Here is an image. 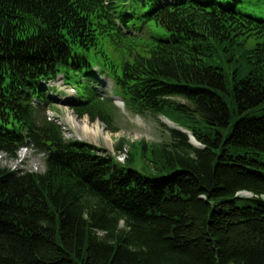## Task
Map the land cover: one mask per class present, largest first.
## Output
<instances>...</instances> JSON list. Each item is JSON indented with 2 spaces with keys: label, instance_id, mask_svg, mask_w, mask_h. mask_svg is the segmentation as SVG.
<instances>
[{
  "label": "trees",
  "instance_id": "trees-1",
  "mask_svg": "<svg viewBox=\"0 0 264 264\" xmlns=\"http://www.w3.org/2000/svg\"><path fill=\"white\" fill-rule=\"evenodd\" d=\"M137 1L131 21L115 0H0V150L46 165L0 167V264H264V17L245 0ZM102 38L127 51L119 69L91 60ZM60 74L80 116L111 118L106 74L128 109L190 133L168 127L160 175L131 151L117 163L37 120Z\"/></svg>",
  "mask_w": 264,
  "mask_h": 264
},
{
  "label": "rangeland",
  "instance_id": "rangeland-1",
  "mask_svg": "<svg viewBox=\"0 0 264 264\" xmlns=\"http://www.w3.org/2000/svg\"><path fill=\"white\" fill-rule=\"evenodd\" d=\"M115 1L119 4V11H122L126 6L136 11L135 17L130 18L131 21L141 17L142 11L149 7L137 0H127L126 2L124 0ZM240 6H243L247 11L252 12L256 16L264 17V0H245ZM138 22L140 23V20ZM98 50V53L91 54V60L98 62L96 59L100 58L101 63L106 62L110 67L113 64V68L119 69L122 61L127 58V51L115 45L108 38H102ZM102 52L108 57V62L101 55ZM99 80V83L103 84L97 86L98 92L102 97L108 99L104 103L111 117L107 122L100 118L91 120L89 115L80 116L74 111L70 101L77 97L78 91L75 86L72 87L76 89V92L71 91L70 88H62L63 91L65 90L62 93L56 90H47L50 102L44 104L43 102H39L38 105L34 104L38 111L36 115L37 120L41 121L44 117L47 119L51 117L53 120H57L53 122L61 123L64 137L67 140L79 139L93 143L106 154L113 155L114 152L118 151L119 146L125 143L124 150L118 156L120 160L125 157V153L129 151L131 145L133 161L127 165L148 175H160L158 167L161 166V160L159 154L155 153V151L159 152L162 144L170 141L168 127L178 129L182 127L164 115L152 112L137 114L131 111L125 106L121 91L114 86L112 79L108 75H100ZM61 86L58 85L60 88ZM179 99L182 100L181 98ZM71 116H74L79 123L86 120L91 126H98L100 128L99 133L96 136L92 134L84 136L83 131L80 130V126L75 125L70 119ZM162 123H165V125H162ZM187 133L189 134L190 132ZM190 142L194 146H199L192 139H190ZM24 151L25 149H22L20 154H23L22 152ZM29 156L25 164L26 169L39 172L46 170L45 155L42 152H31ZM5 160L4 165L2 163L0 167H15L14 158L8 156Z\"/></svg>",
  "mask_w": 264,
  "mask_h": 264
},
{
  "label": "bare ground",
  "instance_id": "bare-ground-1",
  "mask_svg": "<svg viewBox=\"0 0 264 264\" xmlns=\"http://www.w3.org/2000/svg\"><path fill=\"white\" fill-rule=\"evenodd\" d=\"M49 119H52L51 117L49 118ZM72 121H73V123H75V125H79L80 126V130H82L83 131V133H84V136L85 135H94V136H96L97 135V133H99V127L98 126H91L90 124H89V122L88 121H86V120H84L82 123H79V122H77L76 121V119H75V117L74 116H71V118H70ZM53 120V119H52ZM55 121H57V120H55ZM59 123V122H58ZM59 124H61V123H59ZM93 130V131H92ZM92 132V133H91ZM193 136H191V139L193 140V142L194 143H196V144H198L199 142L193 137ZM124 150V145L122 146V148L118 151V153L116 154V159H117V161L118 162H125V160H126V158L128 157V154H129V151H127L126 153H125V157L122 159V160H120V159H118V156H119V153L121 154L122 153V151ZM22 159V157H20V159L19 160H21ZM244 193H246V192H244Z\"/></svg>",
  "mask_w": 264,
  "mask_h": 264
},
{
  "label": "water",
  "instance_id": "water-1",
  "mask_svg": "<svg viewBox=\"0 0 264 264\" xmlns=\"http://www.w3.org/2000/svg\"><path fill=\"white\" fill-rule=\"evenodd\" d=\"M182 131H184V132H188V130L187 129H184V128H180ZM197 145H200L199 143L197 144Z\"/></svg>",
  "mask_w": 264,
  "mask_h": 264
}]
</instances>
